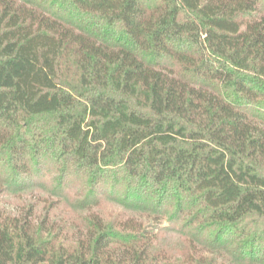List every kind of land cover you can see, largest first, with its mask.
Returning a JSON list of instances; mask_svg holds the SVG:
<instances>
[{
    "label": "trees",
    "instance_id": "obj_1",
    "mask_svg": "<svg viewBox=\"0 0 264 264\" xmlns=\"http://www.w3.org/2000/svg\"><path fill=\"white\" fill-rule=\"evenodd\" d=\"M30 189L0 264H264V0H0V201Z\"/></svg>",
    "mask_w": 264,
    "mask_h": 264
},
{
    "label": "rangeland",
    "instance_id": "obj_2",
    "mask_svg": "<svg viewBox=\"0 0 264 264\" xmlns=\"http://www.w3.org/2000/svg\"><path fill=\"white\" fill-rule=\"evenodd\" d=\"M38 180L40 182H45L46 185H48L47 188L49 189V191L42 187L41 188L37 187L36 189L38 190L40 189L39 191L42 196H49L50 199L54 201L53 202L54 207L57 206V208L55 209V212L59 217L63 218L64 216L69 215L67 213L74 212V210L71 208L70 205H65L64 203L60 204L58 201L62 199V197H60L61 195L60 193L64 192L68 196V199L72 202L74 200L73 197L75 196V194L81 190L80 187L78 186L81 184L70 185L69 187L64 186L63 189L62 188L60 189L59 187H57L58 181H57L55 173L53 172V169L52 170L48 169L44 171V173L38 177ZM32 189L34 190V188ZM19 195H21L22 198H19L18 197ZM30 196H32L31 189L26 190V192L21 193V194L20 193L19 194H7L1 198L0 204L2 207L8 208V209H17L18 206L21 205L22 199L24 198L30 199L31 198ZM101 207L103 211H105V213H113V212L124 210L121 206L111 202L107 198V196L102 197Z\"/></svg>",
    "mask_w": 264,
    "mask_h": 264
}]
</instances>
